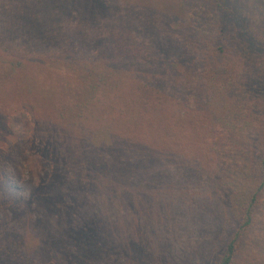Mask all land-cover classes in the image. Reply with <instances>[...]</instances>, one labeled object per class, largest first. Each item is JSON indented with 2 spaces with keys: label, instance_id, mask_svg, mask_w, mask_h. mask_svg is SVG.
<instances>
[{
  "label": "rangeland",
  "instance_id": "obj_1",
  "mask_svg": "<svg viewBox=\"0 0 264 264\" xmlns=\"http://www.w3.org/2000/svg\"><path fill=\"white\" fill-rule=\"evenodd\" d=\"M177 85L176 175L144 154L121 176L106 112L148 90L179 120ZM262 120L264 0H0V264H214L260 184ZM105 186L127 206L94 220ZM251 216L233 264H264V186Z\"/></svg>",
  "mask_w": 264,
  "mask_h": 264
},
{
  "label": "trees",
  "instance_id": "obj_2",
  "mask_svg": "<svg viewBox=\"0 0 264 264\" xmlns=\"http://www.w3.org/2000/svg\"><path fill=\"white\" fill-rule=\"evenodd\" d=\"M133 32L134 38L139 42L149 40L151 38V34H149V32L151 31L149 30V28L141 27L139 26V24ZM190 37L193 38L194 42L193 50L190 53L193 54V63L196 68L200 67V69H202L201 66L204 62L206 51L208 50L207 44L204 40H201L194 35L186 36L185 40H188ZM181 87L183 86L177 85V88L175 87V89L173 87H169L166 91V93L169 94V97L171 93H177L178 101L176 102V107L178 108L176 109L175 107L174 109L176 111H178L179 109V111H182V116L179 117V120H173L171 118L170 112H163L160 108L159 101L156 102V100L154 101L153 99V94L156 93L148 90L146 91V89H143V91H146L147 95L144 98L140 97L144 101L142 104L141 100V104L139 105L143 108L145 104L147 108L155 112H145V110H143L142 108H137L134 112H106L104 123L105 127L108 128L111 136L109 154L113 157L116 156V158L118 156L120 157V159L117 160V163L119 164L117 165L114 161L113 167L118 168L121 176L124 175L126 171H129L130 169L133 170L136 166H138L139 162H141L139 160V157L140 155L143 156L144 154L146 155L147 159L154 164L159 165L160 162L165 163V160H167V162H170L169 164H167L166 166H159L163 167L165 172H167V175L169 172L172 173V177L176 175L178 167L177 165L179 164V162H177V159L181 154V139L178 135L179 131L177 127L179 125L182 128V122L185 121L188 112L185 100L181 99L185 97V92L180 90ZM161 103L164 104L163 101H161ZM190 104L192 105L191 102ZM173 114L175 113L173 112ZM187 126L188 124L187 122H185L183 128L186 129ZM251 127L258 148L260 161V184L253 192L250 202L247 208L244 210V213L241 217L239 229L231 235L222 255L214 264H233L236 253L237 239L242 230L251 223L252 206L254 205V202H256L261 188L264 186V120H262V122L257 125H251ZM183 136L186 137L185 140H187V137L189 135L185 134ZM129 147H133L137 151V155L134 159H131L128 152H126V149ZM149 149H151L152 151H149ZM94 150L99 149L97 148V146H95ZM145 150L146 153H144ZM154 153L161 156L162 158L159 160L157 155H155ZM150 162H144L146 168L154 165ZM4 180L7 179L4 178ZM102 185H100V187ZM165 187L168 193L171 191H174L176 194L187 192L186 190L182 189V187L177 182L173 183L170 179L165 181ZM106 188L107 187L105 186V189H102V191L105 190L106 197L102 196L100 200H98L100 201L99 209L102 213L100 212L96 215L92 214V218L94 220H97V218L102 215H108L110 217V214L115 213V210L120 208L123 209L125 208V206H127V202H124L125 200L117 198L113 199L111 197H108V193L106 194V191L108 190H106ZM13 204L14 205L11 204L12 207H10V210L13 213H19V207H24L26 205L24 201L20 200ZM94 241H96V237H93L91 239V242ZM98 244L99 243L96 241V245Z\"/></svg>",
  "mask_w": 264,
  "mask_h": 264
}]
</instances>
